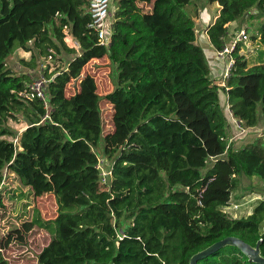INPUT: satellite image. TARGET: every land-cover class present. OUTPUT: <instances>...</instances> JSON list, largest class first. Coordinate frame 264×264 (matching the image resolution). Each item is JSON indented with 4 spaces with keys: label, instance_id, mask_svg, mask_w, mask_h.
<instances>
[{
    "label": "trees",
    "instance_id": "trees-1",
    "mask_svg": "<svg viewBox=\"0 0 264 264\" xmlns=\"http://www.w3.org/2000/svg\"><path fill=\"white\" fill-rule=\"evenodd\" d=\"M211 1L219 5L206 30L215 49L232 39L243 19L258 20L254 32L245 29L258 55L248 61L238 43L225 86L210 78L186 10L190 0H116L107 47L89 26V0H0V210L10 174L33 196L51 193L57 203L53 219L35 217L1 238L0 264H10L3 248L23 241L34 226L51 233L38 264H188L226 236L252 246L261 239L264 256V201L247 216L225 211L241 177L264 183V133L235 147L222 100L226 92L246 130L264 126V0ZM65 30L77 50L65 43ZM16 49L30 58L11 65ZM61 51L69 59L43 72L46 103L20 96L38 71V57ZM105 56L114 87L100 97L94 77L81 72ZM76 80L77 90L66 95ZM102 98L116 113L122 110L127 134L113 155L104 150ZM10 118L26 126L15 131ZM99 149L110 160L105 183ZM196 264L260 263L226 245Z\"/></svg>",
    "mask_w": 264,
    "mask_h": 264
},
{
    "label": "rangeland",
    "instance_id": "rangeland-1",
    "mask_svg": "<svg viewBox=\"0 0 264 264\" xmlns=\"http://www.w3.org/2000/svg\"><path fill=\"white\" fill-rule=\"evenodd\" d=\"M112 1L113 6H115L116 0ZM138 5L143 11H148L150 9L149 4L139 2ZM218 8V3L211 0H190V3L186 5V10L192 17L199 16L200 22L197 28L201 24V21L205 24H209L213 16L218 13ZM236 26H238V29H246L248 33L251 34L256 30L258 20L245 18L243 19V24L240 23ZM64 41L66 44H71V47H77V44L72 42L74 39L69 35H65ZM240 47V49H242L240 52L247 56L248 61L253 62L256 59L259 51L253 40L250 39L245 44L241 43ZM202 48L208 61H210L214 51L206 49L205 47ZM22 51L23 50H21L20 53H14L11 56L9 60L11 65H18L21 56L26 61L30 58L29 52L26 51V53H24ZM69 56L70 54L61 51L59 54L56 53L54 58L38 57V71L35 69L32 70L31 80L43 75L46 67L50 68L48 72L50 73L52 69L63 65V62L68 60ZM217 61L220 63L223 62L219 59ZM23 68L24 67H22V69ZM18 69L21 68L18 66ZM85 74H90L94 77L97 93L100 97H103L114 87L113 66L106 56L91 59L82 69L81 75L83 76ZM78 82L79 80L71 81L66 86V95H71L77 90ZM100 108L103 120L104 150L105 153L113 155L117 153L118 147L121 146V143L125 141L127 137L125 128H123L121 123L122 110L116 113L113 105L103 98L100 101ZM8 124L15 131H20L24 128L26 122L20 118L18 121L10 118ZM246 131L240 135L234 131V134L238 135L237 137L243 136L235 139L233 142L231 141V143H234L235 147H239L251 141L254 137L263 134L264 126ZM228 140L230 141V138ZM102 153V149H99V158L104 160L102 169L106 171L110 169V160L106 159ZM5 183L7 184L6 195L3 197L5 209L0 210V240L9 230L19 227L22 223L30 221L35 217L42 221H47L53 219L57 215V203L53 194L48 193L42 196H33L27 187H21L19 185L12 174L6 177ZM261 200L264 201V183L257 177H241L238 186L232 190L230 203L225 207V211L233 218L247 216L252 212L253 207ZM50 238L51 233L47 229L34 226L24 235L23 241L12 242L4 247V256L8 259L10 264H38L37 255L41 249L47 245Z\"/></svg>",
    "mask_w": 264,
    "mask_h": 264
},
{
    "label": "built area",
    "instance_id": "built-area-1",
    "mask_svg": "<svg viewBox=\"0 0 264 264\" xmlns=\"http://www.w3.org/2000/svg\"><path fill=\"white\" fill-rule=\"evenodd\" d=\"M88 10L91 15V22L89 26L92 27L97 34V41L100 45L107 47L109 45L110 39V30L113 21V14L115 11V6H113L112 0H89ZM67 34V31L65 30ZM250 40V36L245 31V29L238 30L235 35L226 42L220 49H215L216 58L224 62V69L221 75L220 86H225L226 79L229 77L232 66L234 64V58L232 55L233 50L235 49L238 43H247ZM76 42V41H75ZM77 43V42H76ZM254 44L257 43L254 41ZM242 51V49H240ZM47 58H51V55H48ZM49 79L41 75L31 80L27 85V89L19 93L20 96L33 99L38 98L45 102V93L46 86ZM224 110L227 119L232 123L236 129L238 135L246 131L240 121L233 117L232 112L229 108L228 103L224 105ZM238 135H233L230 137L231 142ZM15 143L16 138H9ZM104 165V160L98 158V168L100 169V179L102 183H105L107 176L110 174L109 169L104 171L102 166ZM5 182V181H4ZM227 207V206H226Z\"/></svg>",
    "mask_w": 264,
    "mask_h": 264
},
{
    "label": "water",
    "instance_id": "water-1",
    "mask_svg": "<svg viewBox=\"0 0 264 264\" xmlns=\"http://www.w3.org/2000/svg\"><path fill=\"white\" fill-rule=\"evenodd\" d=\"M260 243L261 239H259L256 244L252 246L239 237L226 236L210 244L206 248L194 253L190 257L188 264H196L198 260L209 256L226 245H233L237 247L248 258L249 261L264 264V256L260 253Z\"/></svg>",
    "mask_w": 264,
    "mask_h": 264
},
{
    "label": "crops",
    "instance_id": "crops-1",
    "mask_svg": "<svg viewBox=\"0 0 264 264\" xmlns=\"http://www.w3.org/2000/svg\"><path fill=\"white\" fill-rule=\"evenodd\" d=\"M218 10H219V8H218ZM217 10V11H218ZM217 14L218 13H216L214 16H213V18H212V20H211V22L210 23H212V21L216 18V16H217ZM193 19H194V22H195V27H196V42L201 46V47H205L206 49H211V50H213L214 52L212 53V56H211V60L210 61H208L209 62V65H210V78L211 79H213L216 83H218L219 85H220V81H221V75H222V72H223V67H224V62H218L217 60V58H216V55H215V48L212 46V44L210 43V41H209V38H208V35H207V32H206V30H207V27H208V25L210 24H205V23H203L202 21H201V24L198 26V28H197V25H198V23L200 22V20H199V16L197 15L196 17H193ZM234 25H236V24H234ZM67 36L69 35L71 38H73L68 32H67V34H66ZM74 39V38H73ZM73 43H76L75 42V40L74 41H72ZM77 44V43H76ZM69 47H71V44L69 45V44H67ZM71 48H74V49H78V44H77V47L75 46V47H71ZM22 50V49H21ZM21 50H19V49H16V51L14 52V53H20V51ZM22 52H24V53H26V51H22ZM28 52V51H27ZM247 57V56H246ZM11 58V57H10ZM10 58H9V60H10ZM21 58H23L22 56H21ZM93 59H97V58H93ZM225 91V90H224ZM222 100H223V111H224V114H225V110H224V105L227 103V94H226V92H223V95H222ZM225 116H226V114H225ZM227 118V117H226ZM228 120V119H227ZM228 122L230 123V121L228 120ZM230 125L232 126V128L236 131V129H235V127H234V125L232 124V123H230ZM25 126H26V124H25ZM24 126V127H25Z\"/></svg>",
    "mask_w": 264,
    "mask_h": 264
}]
</instances>
